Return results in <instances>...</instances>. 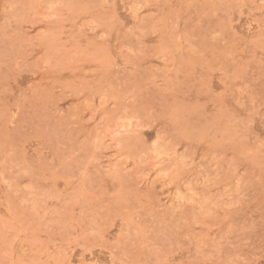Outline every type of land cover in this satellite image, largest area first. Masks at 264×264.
<instances>
[{
	"label": "rangeland",
	"instance_id": "rangeland-1",
	"mask_svg": "<svg viewBox=\"0 0 264 264\" xmlns=\"http://www.w3.org/2000/svg\"><path fill=\"white\" fill-rule=\"evenodd\" d=\"M0 264H264V0H0Z\"/></svg>",
	"mask_w": 264,
	"mask_h": 264
}]
</instances>
